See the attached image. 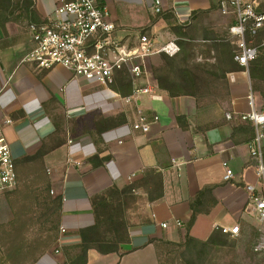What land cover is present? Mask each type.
<instances>
[{"label":"crops","instance_id":"obj_1","mask_svg":"<svg viewBox=\"0 0 264 264\" xmlns=\"http://www.w3.org/2000/svg\"><path fill=\"white\" fill-rule=\"evenodd\" d=\"M102 1L119 37L133 38L147 29L156 46L165 35L171 40L168 24L153 12L154 0ZM160 1L163 13L182 26L196 16L221 12L220 0ZM59 4L35 0L38 23L50 19ZM27 26L21 20L0 25V140L10 146L17 164L43 155L51 192L62 198L61 226L67 230L35 264H65L82 242L81 231L96 223L93 199L131 185L138 186L133 193L140 207L131 216L129 242L116 253L90 250L87 264H159L157 243L185 240L192 204L198 214L189 235L201 241L221 227L239 225L242 232L243 222L263 226L246 189L258 183L248 148L254 137L250 123L228 121L219 110L205 115L195 98L172 97L160 88L161 99L144 95L126 103L123 97L133 90L127 71L117 75L111 89L63 67L38 71L23 62L33 46ZM247 73L232 75L229 112L249 111ZM140 112L159 117L146 134L132 128ZM224 162L234 173L230 181H225Z\"/></svg>","mask_w":264,"mask_h":264},{"label":"built area","instance_id":"obj_2","mask_svg":"<svg viewBox=\"0 0 264 264\" xmlns=\"http://www.w3.org/2000/svg\"><path fill=\"white\" fill-rule=\"evenodd\" d=\"M263 2H219L221 13L234 18V24L229 27V35L236 45L235 61L248 73L250 63L257 58L259 50L264 48V41L254 45L252 40H248V36L254 38L264 29ZM152 9L157 15L164 12L160 0H154ZM27 32L33 46L23 62L33 65L38 71L63 67L78 78L97 82L108 89L116 84L119 73L127 71L132 77L133 90L129 96L123 97L126 103H132L144 95L161 99L159 86L146 68V60L162 52L173 56L180 50L175 42L158 49L155 41L147 35L119 37L117 24L102 0H60L50 19L28 24ZM247 101L249 111L229 112L226 119L247 122L253 126L254 137L248 143V148L256 161L258 183L248 185L246 189L258 221L264 225V105L259 106L252 89ZM158 121V116L148 117L140 112L132 128L146 134L151 124ZM223 166L226 170L225 181H230L234 177L233 170L226 162ZM17 184L16 161L11 148L4 140H0V193L14 190ZM176 225L183 226L180 221ZM162 226L167 228L168 224ZM221 230L223 234L231 236H238L241 232L239 225L221 227ZM66 232L61 226L60 238ZM254 251L264 252V235L258 239ZM55 252L60 253L58 249Z\"/></svg>","mask_w":264,"mask_h":264},{"label":"rangeland","instance_id":"obj_3","mask_svg":"<svg viewBox=\"0 0 264 264\" xmlns=\"http://www.w3.org/2000/svg\"><path fill=\"white\" fill-rule=\"evenodd\" d=\"M34 2L35 0H31ZM25 0H12L11 4L19 15L20 7L24 5ZM22 23L28 24L27 21L20 19ZM233 19H225L221 12L212 13L209 16H201L195 19L190 26L185 29L182 35L176 36L171 34L170 39H165L158 43L157 48L165 46L170 42H175L179 47V52L173 56L165 52L151 57L147 62V68L151 76L159 85L156 78L162 79L164 85L171 87L183 86L189 93L197 95L203 107V114L212 115L213 112H219L226 116L229 113V103L231 99V78L234 73H228L226 76L217 68L219 54L213 48L212 41L205 39L220 38L228 39L229 27ZM155 41V37L147 33ZM218 36V37H217ZM264 37H260L261 40ZM234 42V39L229 41ZM253 40V43H257ZM230 43V42H229ZM181 44H184L183 50ZM235 50V46L230 43ZM231 47V48H232ZM232 49V50H233ZM233 50V53H234ZM180 55L179 63H171V58ZM192 55H194L195 59ZM189 60L188 77L194 78V83H182L175 80L179 75V67L183 66L186 60ZM249 75V73H247ZM250 76V75H249ZM126 78L122 76L120 81ZM190 83V84H189ZM252 83V82H251ZM252 86V85H251ZM260 88L264 91V82L259 83ZM230 91V96L228 91ZM256 92V91H255ZM257 93V92H256ZM259 98L258 104L264 105V98L257 93ZM42 156L28 157L18 164L19 182L12 191L0 193V214L4 213L0 219V264H33L31 259L40 255L42 246L50 237L55 238L58 235L56 230L58 224V215L54 211V205L51 204L49 196L55 198L54 194H48L47 186L50 185L48 171L41 162ZM51 190V189H50ZM136 194L120 198L119 196L111 197L113 208L108 210L100 209L103 215H100V232L107 233L109 237H114L113 227L109 224V215L122 219L125 229L130 225L132 213H134L140 204L136 200ZM6 213V214H5ZM3 220V221H2ZM15 223L16 227L11 233L10 224ZM8 226L9 231L3 230L2 227ZM242 232L238 236H229L225 239L226 244L221 247H211L206 251L202 259L192 260L183 257L182 250L173 245H160L159 256L162 264H264V252L256 253L254 247L261 235L260 229L264 230V225L258 227L249 223H241ZM259 228V229H258ZM112 232H109L111 231ZM123 233V232H121ZM56 242L47 249L50 252L56 247ZM46 252V253H47ZM73 254L77 253L71 250Z\"/></svg>","mask_w":264,"mask_h":264},{"label":"trees","instance_id":"obj_4","mask_svg":"<svg viewBox=\"0 0 264 264\" xmlns=\"http://www.w3.org/2000/svg\"><path fill=\"white\" fill-rule=\"evenodd\" d=\"M12 0H0V25L3 26L7 22L10 21H19L20 19L27 21L28 24L30 23H38V18L36 16V12L34 9V2L31 0H25L26 2L23 3L20 7V13L19 15L16 14L17 8L15 9L13 7V4H11ZM157 18H162L169 26L172 34L179 36L182 35L183 30L191 28L190 25L187 26H182L178 25L177 21L175 20L174 16L170 13H163L157 15ZM195 19H199V17H195ZM156 21V20H155ZM182 31V32H181ZM185 32V31H184ZM183 32V33H184ZM148 31L147 29L141 30L140 35H147L148 36ZM218 37V36H217ZM260 37H264V29L260 32V34L254 38H251L248 36V40H257V43H254V45H259L264 41V38L261 40ZM232 39L231 37L228 39H220V38H212L210 39H205L207 41H212L213 48L215 51L218 52L219 57H217L218 60V65L217 68L222 71L224 76L228 73H234V72H243L245 69L241 67L236 61H235V50H236V45L234 44L233 40L229 41ZM232 43L235 46V50L233 47L230 45ZM183 50H185L184 44H181ZM232 47V48H231ZM234 53H233V50ZM180 55H177L174 58H171V63H179L178 59H180ZM193 58L192 60L195 59L194 55H192ZM189 60H186L184 62V67L183 66H177L179 67V72L177 78L175 80L181 81L182 83H194L195 79L194 78H189ZM249 75L251 79V85H252V91L254 92L255 96L257 93L264 98V91L259 86V83L264 82V48L259 50V54L257 58L252 61L249 65ZM156 80L159 83V88L161 90L166 91L170 96L172 97H179V96H189L195 98L199 103L200 99L197 95L193 93H189L186 90V87L183 86H176V87H171V86H166L164 85V82L160 78H156ZM189 83V84H190ZM228 95L230 96V91L227 89ZM257 93H256V92ZM254 133V129L252 130ZM43 156L42 154H39ZM36 155V156H39ZM42 159V158H41ZM18 164L16 163V170L18 174V182H19V173H18ZM158 184V183H157ZM138 186L136 185H131L129 187H126L124 189H117L113 188L107 193L106 195L97 197L93 199V208L95 212V217H96V223L94 226L85 228L81 231V238L82 242L80 245L73 247L74 251H78L77 253L73 254L68 253L67 255V262L65 264H87L88 260V252L90 250H96L101 254H111V253H116L120 249V245L128 243L130 240L129 237V229L128 227L125 229L124 223L121 221L122 219L115 218V216L109 215V224L113 227V232H114V237H109L105 234H102L100 232V215H103L100 211V209L108 210V208H113V205H111V197L119 196L120 198H124L125 196H130L133 195L134 190H136ZM47 193H50V185L47 186ZM211 190V189H209ZM49 199L51 201V204L54 205V211L58 215V224L56 227V230H58V235L55 238L54 242H58L59 240V235H60V228H61V220H62V198L61 197H55L52 198L49 196ZM193 209V215L191 217V220L188 222L186 230H187V235L185 237L184 241H181L180 243H174V242H164V241H159L157 243L158 247V257H159V264H162L160 262V256H159V249L160 245L165 244V245H173L182 250V255L185 258L188 259H194L195 261L202 259L203 254L210 250L211 247H221L226 244L225 239L228 238L231 235L223 234L221 228L215 229L211 236L208 238L206 241H201L198 239H195L189 235V232L194 225L196 221V217L198 212L194 211V206L193 204L191 205ZM10 227L12 229L10 230L9 233L14 231L16 225L15 223L10 224ZM3 230H7L5 232H8V226L2 227ZM109 232H112L109 231ZM123 232V233H121ZM54 237H50L45 243L44 246H42L41 251L39 252L40 255L34 256L33 259H31V263L35 264L44 254H46L47 249H49L52 246L53 239ZM188 264H202V263H188Z\"/></svg>","mask_w":264,"mask_h":264}]
</instances>
